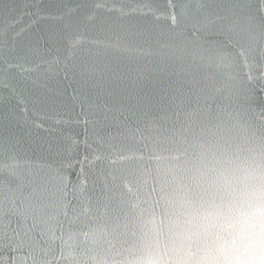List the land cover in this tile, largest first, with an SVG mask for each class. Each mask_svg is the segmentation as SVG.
I'll list each match as a JSON object with an SVG mask.
<instances>
[{
    "label": "water",
    "instance_id": "95a60500",
    "mask_svg": "<svg viewBox=\"0 0 264 264\" xmlns=\"http://www.w3.org/2000/svg\"><path fill=\"white\" fill-rule=\"evenodd\" d=\"M256 8V0L244 11L235 0H0V264H110L104 252L131 191L123 177L153 145L171 146L190 124L206 135H239L240 104L264 132V30L231 43L209 37L224 43V64L190 41L205 18L219 17L218 27L259 15ZM125 33L151 54L121 60L123 70L157 73L142 85L152 97L145 107L119 99L124 85L102 96L76 70L72 80L46 71L71 39ZM37 162L55 177L44 190Z\"/></svg>",
    "mask_w": 264,
    "mask_h": 264
},
{
    "label": "clouds",
    "instance_id": "9594fccd",
    "mask_svg": "<svg viewBox=\"0 0 264 264\" xmlns=\"http://www.w3.org/2000/svg\"><path fill=\"white\" fill-rule=\"evenodd\" d=\"M239 135L191 124L123 177L110 264H264V132L240 104Z\"/></svg>",
    "mask_w": 264,
    "mask_h": 264
},
{
    "label": "snow or ice",
    "instance_id": "6c2138e0",
    "mask_svg": "<svg viewBox=\"0 0 264 264\" xmlns=\"http://www.w3.org/2000/svg\"><path fill=\"white\" fill-rule=\"evenodd\" d=\"M202 6V0H197ZM252 3V0H235V4L244 11ZM256 12L259 15L246 13L243 17L235 15L229 23L220 24L217 27L219 17L205 18L203 22L192 26V36L190 41L196 44L201 50L204 46H208L209 51L215 53L216 60L224 64L228 61L229 54L224 51V43L220 40L209 39L213 36H224L231 43L233 38L239 37L241 33H249L254 28L264 30V0H256ZM102 4H97L96 7H102ZM89 19H94L90 16ZM172 25L177 23L175 15L172 16ZM227 19V18H225ZM100 31L111 32V28L105 29L101 25ZM127 33L120 35H109L107 38H97L85 41L83 37H76L68 41L67 55L63 58L53 57L46 71L55 75L62 74L65 79L72 80L73 70L84 77L87 82H90L93 88L99 89L100 95L113 97L116 95V90L109 87L112 84L124 85L119 90L123 93L119 99L132 108L145 107L152 99L148 93H142V85L149 79L155 83L157 73L153 70L151 77L145 69H137L135 72L131 68L127 72L121 67V60H130L132 58L140 59L144 55H150L148 50L134 48L128 44L125 38ZM85 43L90 47H85ZM211 59V57H209ZM53 65L56 69H53ZM134 85V88H129L128 85ZM72 99L78 100L77 91L73 90ZM87 122V118H84ZM38 165L36 176L42 184V190L46 189L55 177L44 173L43 164Z\"/></svg>",
    "mask_w": 264,
    "mask_h": 264
}]
</instances>
